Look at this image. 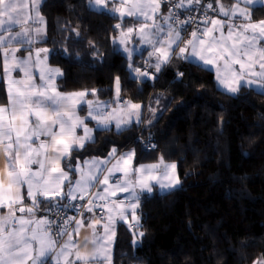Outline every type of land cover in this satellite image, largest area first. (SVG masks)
<instances>
[{
    "label": "snow or ice",
    "instance_id": "6c2138e0",
    "mask_svg": "<svg viewBox=\"0 0 264 264\" xmlns=\"http://www.w3.org/2000/svg\"><path fill=\"white\" fill-rule=\"evenodd\" d=\"M43 6L46 0H0V264H114L118 225L143 237L133 231L143 227L142 196L157 186L161 193L180 187L178 165L162 154L154 163H140L135 149L118 153L117 147L104 159L81 162L80 150L97 140L86 121L104 131L114 124L123 134L133 124H152L157 109L149 108L152 119L142 120L146 106L122 99L120 75L107 89L61 90L57 80L65 72L50 66L49 56L73 53L66 37L59 46L56 40L52 48L38 46L51 39ZM86 6L119 21L109 39L125 57L126 82L139 81V91L145 79L162 78L176 58L214 70L218 88L231 96L253 86L264 93V19L252 14L264 11V0L227 6L223 0H86ZM58 31L82 38L77 28ZM184 76L176 73L180 83ZM99 93L111 95L101 100ZM121 193L123 199H114ZM82 229L89 234L77 240ZM253 264H264V254Z\"/></svg>",
    "mask_w": 264,
    "mask_h": 264
},
{
    "label": "trees",
    "instance_id": "16d2710c",
    "mask_svg": "<svg viewBox=\"0 0 264 264\" xmlns=\"http://www.w3.org/2000/svg\"><path fill=\"white\" fill-rule=\"evenodd\" d=\"M42 12L51 39L38 46L52 48L51 40L59 46L66 37L73 53L49 56L50 64L65 72L63 90L107 89L111 77L120 75L122 96L146 106L142 120L152 119L149 108L157 109L152 124H134L123 134L97 129L96 142L80 150V158L134 147L140 163L162 154L178 165L180 187L142 196L143 227L133 231L145 235L134 237L119 224L114 264H253L264 254V93L244 87L231 96L218 88L214 71L176 58L162 78L145 79L139 91V81L126 82L125 57L114 52L109 39L117 35L112 30L117 19L87 8L86 0H46ZM64 26L79 29L82 38L59 32ZM137 63H142L139 55ZM179 71L185 73L184 83L177 80ZM148 140L156 148L149 149Z\"/></svg>",
    "mask_w": 264,
    "mask_h": 264
},
{
    "label": "crops",
    "instance_id": "0c3cea01",
    "mask_svg": "<svg viewBox=\"0 0 264 264\" xmlns=\"http://www.w3.org/2000/svg\"><path fill=\"white\" fill-rule=\"evenodd\" d=\"M223 3L225 4V0H223ZM230 3H232V2H230ZM230 3H228V4H230ZM225 6H227V5H225ZM161 11L162 12H165L166 13V11H167V9L165 8V6L162 4V6H161ZM252 14H253V18L254 19H264V15L263 16H255V14H254V10H252ZM158 16H159V13L157 14ZM209 15H213L211 12H209ZM215 18V17H214ZM222 18V17H221ZM133 19V18H132ZM182 35H183V33H182ZM39 47H44V46H39ZM137 55H140L139 53H137ZM147 57H146V55H145V59H146ZM49 64H50V62H49ZM50 66H53V67H57V66H54V65H52V64H50ZM149 71H151V69H149ZM214 71V70H213ZM13 75H14V77H15V73H13ZM21 75H22V73H21ZM63 78H61V79H58L57 80V83L58 84H61V80H62ZM37 83H39V81H37ZM253 87H255V86H253ZM61 90H63V88H62V84H61ZM74 91H76V90H74ZM121 96H122V94H121ZM90 99L92 98L91 96L89 97ZM100 99L101 100H107V99H109V98H101L100 97ZM122 99H127V98H125V97H123L122 96ZM133 102H136V101H133ZM136 103H139V102H136ZM142 104V103H141ZM112 107H118V105H112ZM80 114V116L81 117H83L84 115H85V113L84 112H80L79 113ZM142 115H143V109L141 110V119H142ZM86 123L88 124V126L90 127V128H94V129H96L95 131H94V133H93V135L94 136H96V131H97V129L98 128H96V125H95V121H91V120H89V121H86ZM134 125V124H133ZM132 125V126H133ZM112 128H114V129H116L115 128V126H114V124H113V126H112ZM82 134V131L80 130V129H77V135H81ZM118 149V148H117ZM132 149H135L136 150V148H132ZM129 149H127V150H119L118 149V153L119 152H127ZM136 152H137V150H136ZM94 157V156H93ZM93 157H85V158H80V160H81V162H83V160H85V159H91V158H93ZM99 158H101V159H104L105 157H99ZM157 160V159H156ZM156 160H153V161H147V162H142V163H144V164H150V163H154V162H156ZM2 164H3V160H2V158H0V166H2ZM117 175H121V174H117ZM156 191H158V186L157 187H154V190H153V193L154 192H156ZM124 195L125 194H123V193H121V194H119V196L118 197H115L114 199H123L124 198ZM72 215H77V213L75 212V213H73ZM86 215H91V214H87L86 213ZM119 226V225H118ZM117 229H118V227H117ZM86 234H89L85 229H82L81 230V235L79 236V237H76V239L77 240H79V239H81L82 237H83V235H86ZM64 239H66V237H64Z\"/></svg>",
    "mask_w": 264,
    "mask_h": 264
},
{
    "label": "built area",
    "instance_id": "2783aa9c",
    "mask_svg": "<svg viewBox=\"0 0 264 264\" xmlns=\"http://www.w3.org/2000/svg\"><path fill=\"white\" fill-rule=\"evenodd\" d=\"M181 11L183 12V11H186L185 9H181ZM194 15H196L198 18L200 17V13L199 12H194L193 13ZM185 17L184 16H181V19H184ZM198 22H199V19H198ZM146 145H147V147H148V145H155L156 146V143H154L152 140H148L147 142H146ZM149 149H153L152 147H148ZM156 148V147H155ZM75 203V202H74ZM80 203L82 204V203H84L83 201H80ZM99 203V202H98ZM103 210H101V209H97L96 210V212H97V214H100V212H102ZM73 213H75V210H69L68 211V215H72Z\"/></svg>",
    "mask_w": 264,
    "mask_h": 264
},
{
    "label": "rangeland",
    "instance_id": "374dc122",
    "mask_svg": "<svg viewBox=\"0 0 264 264\" xmlns=\"http://www.w3.org/2000/svg\"><path fill=\"white\" fill-rule=\"evenodd\" d=\"M137 39V37H135V36H133V41H135ZM178 172V171H177ZM158 191H159V189H158ZM160 192V191H159Z\"/></svg>",
    "mask_w": 264,
    "mask_h": 264
}]
</instances>
